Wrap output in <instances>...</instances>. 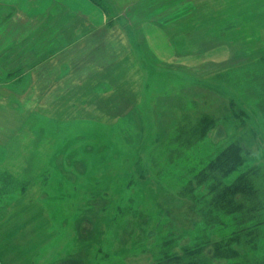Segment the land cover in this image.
<instances>
[{
    "label": "rangeland",
    "instance_id": "374dc122",
    "mask_svg": "<svg viewBox=\"0 0 264 264\" xmlns=\"http://www.w3.org/2000/svg\"><path fill=\"white\" fill-rule=\"evenodd\" d=\"M93 1L109 32L85 59L0 4V264H156L164 236L213 243L229 229L178 196L191 170L233 141L248 161L228 182L264 166V0ZM127 52L133 72L89 78ZM204 113L217 125L179 153L175 126Z\"/></svg>",
    "mask_w": 264,
    "mask_h": 264
},
{
    "label": "trees",
    "instance_id": "16d2710c",
    "mask_svg": "<svg viewBox=\"0 0 264 264\" xmlns=\"http://www.w3.org/2000/svg\"><path fill=\"white\" fill-rule=\"evenodd\" d=\"M97 6L101 8L99 4ZM259 98L256 106L264 118V91ZM188 120L189 117H185L175 126L171 139L179 153L194 148L217 125V119L205 113L197 116L192 125ZM247 161L242 143L233 141L216 155L200 159L199 167L194 165L192 179L178 196L191 203L205 228L229 231L213 243L206 241L182 247L181 253L176 252L179 240L171 235L164 236L156 244L160 247L156 264H208L210 260L205 255L208 248L212 260L229 261V264H264V259L257 256L264 240V166H247L236 179L228 182Z\"/></svg>",
    "mask_w": 264,
    "mask_h": 264
},
{
    "label": "crops",
    "instance_id": "0c3cea01",
    "mask_svg": "<svg viewBox=\"0 0 264 264\" xmlns=\"http://www.w3.org/2000/svg\"><path fill=\"white\" fill-rule=\"evenodd\" d=\"M0 4H4L7 8L16 10L18 18L22 19L24 24H27L30 19L34 21L37 20L39 27H42L38 29V31L42 29L41 32H39V35L45 34L44 36H50L52 38V40L47 41H52L51 43L54 44V50H56L55 53L73 50L75 53H83L85 55L83 59H85L87 58L86 53L102 52L103 47L107 46H103L101 42H97L96 38L108 36L109 30L106 27L108 24L107 16L90 0H0ZM42 22L44 23L43 25ZM104 31L105 34L103 35ZM107 41L108 40H105L104 42L108 43ZM166 51L167 50H164L163 52ZM64 53L66 52H63V54ZM150 57L155 64H158L157 61L164 64V62H167V60H170L171 58H164V56H162L161 53L159 54V52L155 53V57L154 55ZM150 57H148V59ZM133 59L134 56L132 53L127 52L121 56V58L118 59V62H115L114 65L111 67L106 66L104 70L98 71V73L90 76L89 78H98V75H105L108 78L109 74H113L114 76L117 75L119 78L121 74L120 68L125 69V65L127 63L128 65H131L130 62ZM120 62H122L121 65ZM136 63L138 62L135 59L132 64V68L134 70L136 65L138 67V64ZM41 64H43V62L38 65ZM96 66L97 68H102L101 65ZM111 69L114 71L113 73L110 72ZM126 69L131 68L127 67ZM70 74H72V71ZM129 74L130 75L128 77H131V71H129ZM65 77L68 78L67 76L62 75L58 76V79L60 78L61 81ZM95 80L96 82L92 83L93 86L99 85V83L102 82L101 80ZM76 83H80V80L76 81ZM71 84H73L72 81ZM93 86L88 88L90 94H92L91 88H93ZM72 92L73 93L68 94L73 95L75 93L74 90ZM123 100L124 99H122V102L120 103V107L122 109L125 104Z\"/></svg>",
    "mask_w": 264,
    "mask_h": 264
}]
</instances>
